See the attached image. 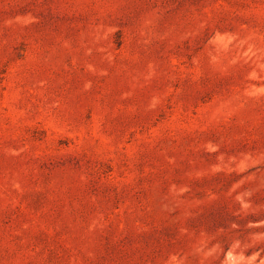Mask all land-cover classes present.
I'll return each mask as SVG.
<instances>
[{"label":"rangeland","instance_id":"374dc122","mask_svg":"<svg viewBox=\"0 0 264 264\" xmlns=\"http://www.w3.org/2000/svg\"><path fill=\"white\" fill-rule=\"evenodd\" d=\"M0 264H264V0H0Z\"/></svg>","mask_w":264,"mask_h":264}]
</instances>
